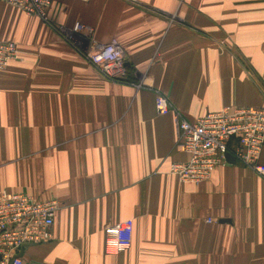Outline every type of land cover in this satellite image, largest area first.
<instances>
[{"label": "crops", "instance_id": "1", "mask_svg": "<svg viewBox=\"0 0 264 264\" xmlns=\"http://www.w3.org/2000/svg\"><path fill=\"white\" fill-rule=\"evenodd\" d=\"M248 1L51 0L55 24L122 47L127 83L0 1V39L22 52L0 70V189L59 201L51 240L24 247L23 264H264V177L236 160L197 184L168 173L187 158L176 113L264 106V0ZM125 219L131 244L107 255L104 228Z\"/></svg>", "mask_w": 264, "mask_h": 264}, {"label": "built area", "instance_id": "2", "mask_svg": "<svg viewBox=\"0 0 264 264\" xmlns=\"http://www.w3.org/2000/svg\"><path fill=\"white\" fill-rule=\"evenodd\" d=\"M0 1L27 15L40 17L63 39L80 49L103 79L125 82L128 69L124 51L117 42H90L91 28L79 22L72 27L54 26L48 15L51 0ZM84 45L90 46L85 48ZM20 59L21 51L17 43L0 39V70ZM155 109L159 114L171 110L167 98L161 93H156ZM175 120L177 147L187 158L172 162L168 173L175 175L179 181L197 184L208 179L215 168L227 162V153L264 177V163L260 162L264 149V106L226 105L192 121L176 113ZM58 209L59 201L55 197L39 199L25 192L0 189V264H23L20 253L24 247L49 242ZM132 228V219L105 226V253L117 255L127 250L131 244Z\"/></svg>", "mask_w": 264, "mask_h": 264}, {"label": "rangeland", "instance_id": "3", "mask_svg": "<svg viewBox=\"0 0 264 264\" xmlns=\"http://www.w3.org/2000/svg\"><path fill=\"white\" fill-rule=\"evenodd\" d=\"M260 2H261V0H249L248 1V3H256V4H258V5H261L260 4ZM11 6V5H10ZM12 7H14V6H12ZM250 14V13H249ZM40 18V17H39ZM41 19V18H40ZM174 19H175V17H170L169 18V22L171 21H174ZM41 21H43L42 19H41ZM44 22V21H43ZM52 22V21H51ZM45 23V22H44ZM53 23V25L54 26H57V24H55L54 22H52ZM48 27H50L51 28V26L50 25H48L47 23H45ZM64 27H66V26H64ZM52 29V28H51ZM54 30V29H53ZM92 30V29H91ZM84 32H87V31H85L84 30ZM200 35L201 36H204V37H207V36H209V35H207V34H205L204 32H200ZM229 38V35L227 34V33H224L223 34V36H221V37H219V38H217V40L215 41V45H229V42H230V40L228 39ZM67 41V40H66ZM232 41H234V40H232ZM69 42V41H68ZM235 43V42H234ZM259 45H264V40H262L260 43H259ZM222 48V47H221ZM21 54H22V52H21ZM241 60V59H240ZM241 62L243 63V65H246L247 63H245V61L244 60H241ZM247 66V65H246Z\"/></svg>", "mask_w": 264, "mask_h": 264}, {"label": "water", "instance_id": "4", "mask_svg": "<svg viewBox=\"0 0 264 264\" xmlns=\"http://www.w3.org/2000/svg\"><path fill=\"white\" fill-rule=\"evenodd\" d=\"M226 160L232 163L235 162V158L230 153L226 154Z\"/></svg>", "mask_w": 264, "mask_h": 264}, {"label": "trees", "instance_id": "5", "mask_svg": "<svg viewBox=\"0 0 264 264\" xmlns=\"http://www.w3.org/2000/svg\"><path fill=\"white\" fill-rule=\"evenodd\" d=\"M128 76H129V71H127V78H126V80H125L124 83H127V82H130V81H131L130 78H129Z\"/></svg>", "mask_w": 264, "mask_h": 264}]
</instances>
